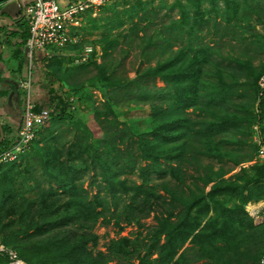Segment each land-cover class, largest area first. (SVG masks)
<instances>
[{
	"label": "rangeland",
	"instance_id": "374dc122",
	"mask_svg": "<svg viewBox=\"0 0 264 264\" xmlns=\"http://www.w3.org/2000/svg\"><path fill=\"white\" fill-rule=\"evenodd\" d=\"M0 13L11 27L19 9ZM86 19L78 45L35 60L31 78L42 99L52 82L90 107L0 163V242L27 264H258L264 0H108ZM17 48L0 56L10 101Z\"/></svg>",
	"mask_w": 264,
	"mask_h": 264
},
{
	"label": "built area",
	"instance_id": "2783aa9c",
	"mask_svg": "<svg viewBox=\"0 0 264 264\" xmlns=\"http://www.w3.org/2000/svg\"><path fill=\"white\" fill-rule=\"evenodd\" d=\"M14 2L27 23L29 34L23 47L24 73L19 80L22 110L17 130L10 138L6 148L0 151V163L17 162L30 151L37 138L38 130L50 119L53 108L47 106L32 88V66L37 59L48 60L54 54L77 44L81 28L86 24L88 15L95 16L108 0H0V10ZM91 46L83 48L88 55ZM264 90V79L259 82ZM257 132V125H254ZM256 155L264 166V144L259 133L254 135ZM248 212L256 220L264 218V199L250 204ZM0 257H6L8 264H27L16 251L0 242ZM258 264H264V254Z\"/></svg>",
	"mask_w": 264,
	"mask_h": 264
},
{
	"label": "trees",
	"instance_id": "16d2710c",
	"mask_svg": "<svg viewBox=\"0 0 264 264\" xmlns=\"http://www.w3.org/2000/svg\"><path fill=\"white\" fill-rule=\"evenodd\" d=\"M103 9H104V7L101 10H103ZM19 22H20V19L16 20V23H19ZM83 27H85V26H83ZM19 28H20V31L13 32L12 36L13 37L17 36L19 38V40L17 41L18 48L15 51V55L17 56L18 61H19L18 62V70H21V68L23 66V59H22V55H21L22 54V48H23V46L25 44V41H26V39L28 37L29 28H28V26H27V24L25 22H21V24H19ZM78 43L66 47L65 50H70L71 48H73L76 45H78ZM59 54H60V52L54 54L52 57L57 56ZM43 60H45V59H43ZM53 85L54 84L52 82H50L49 86L47 88V91H46V93L48 95L46 104H47V106L53 108V113L51 114L50 119H54V118H57V119H70L71 118V112H73L75 110H77V111L79 110L80 112H85L86 110L89 109L90 105L87 106L88 102L85 99L78 98V99L75 100L73 97L69 98L64 92H61V90H58V89L54 88ZM6 130H7V127L6 126H2V133H3L4 136H3L2 140H0V151L2 149L6 148L7 145L9 144V141L5 138ZM39 132H40V130H38L37 134H39ZM8 136H9V138H11V134H8ZM35 142L32 145L33 146L32 149L35 147L34 146ZM29 152H27V153H29ZM23 156L21 158H23ZM12 163H14V162H12ZM261 166H262V169H263V179H264V166L262 164H261ZM140 169H141L140 174L143 175L144 177H147L149 173L160 174V171L155 170L151 166L142 167ZM66 223H67V220L53 221V222H51L49 224L47 229H52V228L64 225ZM1 259H3L8 264V260H7L6 257H0V260Z\"/></svg>",
	"mask_w": 264,
	"mask_h": 264
},
{
	"label": "crops",
	"instance_id": "0c3cea01",
	"mask_svg": "<svg viewBox=\"0 0 264 264\" xmlns=\"http://www.w3.org/2000/svg\"><path fill=\"white\" fill-rule=\"evenodd\" d=\"M0 12H1V10H0ZM0 19H3L4 21H8L7 18L1 16V13H0ZM18 19H20L19 23H16V21L15 22H10L9 21V24L12 25L11 27H6L3 24L0 25V49H1L0 56H1V53H2V45L4 44V42L8 43V42L11 41V39H14L16 41L19 40V38L17 36L13 37L12 33L16 32V31H20L19 24H21V22H24V19L21 16L20 9H19V13H18V18L16 20H18ZM8 28H9V30H8ZM10 29H12V30H10ZM9 31H12V32H9ZM10 34H11V36H10ZM62 51H64V50H61L60 53ZM21 55H22V59H23V48H22V54ZM0 59H1V57H0ZM23 64H24V60H23ZM4 69H5V67L3 66V63L0 62V77H2L4 75V71H5ZM0 80L3 81L1 78H0ZM7 88H8V86H7ZM40 95H41L40 99L43 102L47 103V98H48L47 93L45 92L43 94V95H45L44 99H42V94H40ZM21 110H22V102H21V106H20L19 98H18V100L10 101L8 95L5 92H1L0 93V127H1V131H2V126H6L7 128L9 127L12 130V132H13V133H11V137H13V135L15 134V132L17 130V126L19 124V119H20V116H21ZM41 129H42V127L39 130H41ZM6 134L7 133L5 132V138L9 141L10 138ZM3 136H2V138H3ZM37 136H38V134H37ZM0 137H1V135H0ZM36 140H37V138H36ZM32 147H31V149H32ZM31 149H30V151H31Z\"/></svg>",
	"mask_w": 264,
	"mask_h": 264
},
{
	"label": "flooded vegetation",
	"instance_id": "af4514ba",
	"mask_svg": "<svg viewBox=\"0 0 264 264\" xmlns=\"http://www.w3.org/2000/svg\"><path fill=\"white\" fill-rule=\"evenodd\" d=\"M14 85H15V86H14L15 88L17 87V88L19 89V85H18V83H15ZM18 98H19V101H20V106H21V98H20V95H19V97H18Z\"/></svg>",
	"mask_w": 264,
	"mask_h": 264
},
{
	"label": "water",
	"instance_id": "95a60500",
	"mask_svg": "<svg viewBox=\"0 0 264 264\" xmlns=\"http://www.w3.org/2000/svg\"><path fill=\"white\" fill-rule=\"evenodd\" d=\"M0 52H1V49H0ZM0 135H1V137H0V140H1L2 139V136H3V133L1 131V127H0Z\"/></svg>",
	"mask_w": 264,
	"mask_h": 264
}]
</instances>
